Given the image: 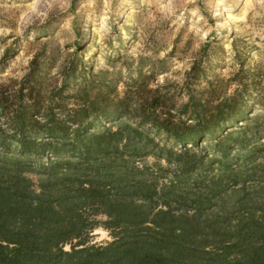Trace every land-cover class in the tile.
<instances>
[{"label":"trees","instance_id":"obj_1","mask_svg":"<svg viewBox=\"0 0 264 264\" xmlns=\"http://www.w3.org/2000/svg\"><path fill=\"white\" fill-rule=\"evenodd\" d=\"M80 93L76 107L0 93V264H264L257 147L228 133L211 157L198 148L221 110L209 121L201 108L194 123L148 115L95 131L96 100ZM98 227L109 242H90Z\"/></svg>","mask_w":264,"mask_h":264},{"label":"rangeland","instance_id":"obj_2","mask_svg":"<svg viewBox=\"0 0 264 264\" xmlns=\"http://www.w3.org/2000/svg\"><path fill=\"white\" fill-rule=\"evenodd\" d=\"M19 89L67 107L85 90L95 131L148 115L194 123L201 108L209 121L221 110L199 150L211 157L226 134L245 137L263 172L264 0H0V93L12 100ZM145 134L179 149L160 131ZM110 240L101 227L90 236Z\"/></svg>","mask_w":264,"mask_h":264}]
</instances>
